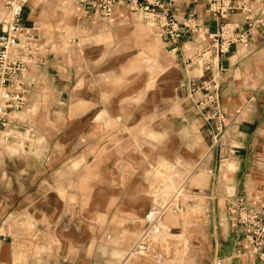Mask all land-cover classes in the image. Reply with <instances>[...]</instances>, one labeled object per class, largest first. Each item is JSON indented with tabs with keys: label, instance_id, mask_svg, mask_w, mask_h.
<instances>
[{
	"label": "crops",
	"instance_id": "0c3cea01",
	"mask_svg": "<svg viewBox=\"0 0 264 264\" xmlns=\"http://www.w3.org/2000/svg\"><path fill=\"white\" fill-rule=\"evenodd\" d=\"M172 1L180 25L195 15L201 26L195 31L186 29L178 45L162 40L171 55L170 62L157 53L152 39L142 37L139 25L116 23L115 18L108 22L95 16L91 19L108 22L100 23L104 24L100 32L113 39L98 42L96 54L91 55L95 61L82 64L80 52L70 54L60 36L44 35L29 5L25 24L40 40L46 59V65L35 73L36 84L29 103L38 109L37 118L46 113L54 128L84 126L95 132L96 142L117 144L110 147L111 162L100 165L97 161L95 168V174L100 175L94 201L96 215H106L107 220L106 224L96 223V254L112 250L113 255L118 254L114 250H121L98 241L105 230L112 236H121L128 226L135 238L146 221L150 229L148 217L160 202L153 198L157 189L153 176L158 169L162 175H173L175 183H185L184 187L207 202L211 234L199 244L204 250V264H264L254 255H237L247 243L242 234L232 230L227 214L229 202L239 195L254 207L264 206V28L252 30L248 43L232 46L213 69L220 84V103L228 129L224 138L227 146L220 150L213 147L210 126L188 96L191 78L205 74L190 65L189 59L195 60L210 47V35L218 32L219 24L205 14L204 6L196 7L189 0ZM123 4L115 10L119 18L124 14ZM255 7L264 11V0L255 3ZM232 20L243 23L242 14H235ZM110 60L119 62L120 67H113ZM39 121L35 124L38 129ZM34 136L39 139L40 133ZM42 138L51 145L63 142L65 135L48 133ZM25 155L40 153L30 151ZM56 187L50 182H35L28 191L50 192ZM34 196L19 197V250H10L9 263L3 262L6 252L0 250V264H15L18 256L19 264H49V258L44 256L48 250H64L56 243L34 241L55 228L65 232L68 219L63 213L56 226L47 229L41 220L55 218L56 209L45 198ZM79 224L80 231H88L87 218ZM156 233L161 236L164 231L159 228ZM80 247L86 255L88 243H80ZM38 250L43 254L40 259L36 257ZM119 263L115 260V264Z\"/></svg>",
	"mask_w": 264,
	"mask_h": 264
},
{
	"label": "rangeland",
	"instance_id": "374dc122",
	"mask_svg": "<svg viewBox=\"0 0 264 264\" xmlns=\"http://www.w3.org/2000/svg\"><path fill=\"white\" fill-rule=\"evenodd\" d=\"M30 6L35 11L36 22L44 35L48 38L54 34L60 36V41L65 42L70 48V54L76 55V52H80L82 64L87 62L91 64L95 61V57L91 55L96 54L95 45L98 42L107 38L113 39L112 36H103L100 32V28L104 25L100 23L108 24V22L85 16L77 0H32ZM122 6L124 11H121L124 14L119 18L115 13L116 23L139 25L142 37L152 39L157 53L166 56L170 62L171 55L166 52L165 44L157 30L145 22L142 12L133 10L128 4ZM8 18L0 0V30ZM51 24L55 26L52 27ZM203 53L202 51L200 58L197 59L195 69H204ZM118 63L110 60V64L115 68L120 67ZM38 115V109L28 103L23 111L10 115L12 124L7 128L0 127V250L6 252L4 258H1L3 262H10V250H19V197L24 198L32 194L35 195V199L45 198L50 206L56 209L55 218L44 217L41 220V224L47 229L56 226L63 213L68 216L64 223L67 228L65 232L55 228L53 232H48L47 235L40 234L34 239L35 242L42 240L44 245L56 243L64 249L48 250L44 256L49 258V264H80L79 262L85 259L88 261L87 264L91 262L115 264V260H118L119 264H204L206 262L204 250L199 247L200 242L206 241L211 234L206 200L199 198L191 188L184 187L185 183H175L173 175L160 174L158 169L153 176L157 185V189L153 191V198L160 200L161 203L158 202L155 211L160 213L163 206L170 207L146 240L152 247L151 253L146 254L136 250L138 243L150 231L146 221L135 238L131 237L128 226L121 236H112L105 230L104 234L98 237V241L103 242L105 247H120L121 250H114L118 254L113 255L112 250H103L100 254H96L93 250L97 242L96 223L106 224L107 220L106 215L104 217L100 215L99 218L96 215L94 201L96 182L100 175L95 174V168L98 167L97 161L100 165L103 162H111L110 147L117 144L96 142L95 132L92 133L90 128L84 126L54 128L50 126L51 120L46 113L43 112L40 118H37ZM37 120H40L39 129L35 127ZM16 126L19 128H15ZM38 132L40 138H34ZM48 133L65 135V139L61 143L55 142L49 145L42 138ZM87 138L93 141L86 142ZM30 151L39 152L40 155H25V152ZM43 181L50 182L53 186H57V189L50 192L42 189L28 191L31 184ZM101 182L99 179V183ZM81 198L82 205H79ZM85 218L88 220L89 229L80 231L79 221ZM159 228L164 231L161 236L156 233ZM63 242L64 246L61 245ZM86 242L88 250L85 255L80 243ZM35 245L37 247L39 244ZM36 257L40 259L43 254L38 250ZM138 258L139 260L147 258V261H139ZM19 262L21 258L19 259L18 256L14 263L19 264Z\"/></svg>",
	"mask_w": 264,
	"mask_h": 264
},
{
	"label": "built area",
	"instance_id": "2783aa9c",
	"mask_svg": "<svg viewBox=\"0 0 264 264\" xmlns=\"http://www.w3.org/2000/svg\"><path fill=\"white\" fill-rule=\"evenodd\" d=\"M32 0H3V6L9 18L0 30V127L12 124L10 115L23 111L30 100L36 84L35 73L46 65L43 45L36 34L25 24V12ZM89 18L101 17L114 22V14L121 3L140 10L147 24L153 26L165 44L178 45L186 29L198 30L195 15L188 23L180 25L175 16L172 0H77ZM194 6H204L205 14L218 24V32L211 34V45L204 53V73L200 78H191L188 84L189 98L195 104L199 114L209 124L213 147L226 148L224 141L228 129L224 125L226 118L221 100L220 84L213 69L221 55L229 52L236 44L249 42L252 30L264 28V11L257 9L255 3L262 0H189ZM240 13L243 23L232 20ZM175 49V48H174ZM201 51V52H202ZM189 59L190 65H197V59ZM170 207V206H169ZM149 220L150 231L138 243L136 250L150 254L152 247L146 241L151 230L169 208ZM154 211V210H153ZM228 220L232 230L242 234L246 248L239 249L237 255L249 254L264 262V206L254 207L245 196H236L227 207ZM216 264H222L221 261Z\"/></svg>",
	"mask_w": 264,
	"mask_h": 264
},
{
	"label": "bare ground",
	"instance_id": "6f19581e",
	"mask_svg": "<svg viewBox=\"0 0 264 264\" xmlns=\"http://www.w3.org/2000/svg\"><path fill=\"white\" fill-rule=\"evenodd\" d=\"M156 217V213L155 210L150 214V216L148 217L149 220H152Z\"/></svg>",
	"mask_w": 264,
	"mask_h": 264
}]
</instances>
